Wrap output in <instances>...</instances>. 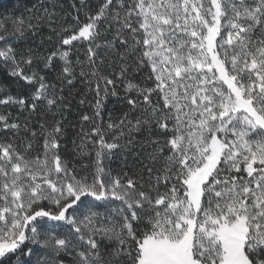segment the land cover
<instances>
[{
    "label": "snow or ice",
    "instance_id": "1",
    "mask_svg": "<svg viewBox=\"0 0 264 264\" xmlns=\"http://www.w3.org/2000/svg\"><path fill=\"white\" fill-rule=\"evenodd\" d=\"M0 264H264V0L0 16Z\"/></svg>",
    "mask_w": 264,
    "mask_h": 264
},
{
    "label": "trees",
    "instance_id": "2",
    "mask_svg": "<svg viewBox=\"0 0 264 264\" xmlns=\"http://www.w3.org/2000/svg\"><path fill=\"white\" fill-rule=\"evenodd\" d=\"M34 2L35 0H0V16L22 9L25 5L31 6ZM65 3H70V0H65Z\"/></svg>",
    "mask_w": 264,
    "mask_h": 264
}]
</instances>
